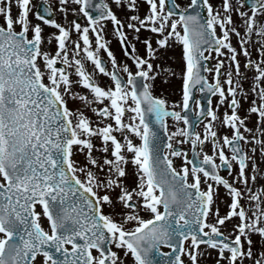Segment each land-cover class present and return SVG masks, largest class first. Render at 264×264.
<instances>
[{"label":"snow or ice","instance_id":"1","mask_svg":"<svg viewBox=\"0 0 264 264\" xmlns=\"http://www.w3.org/2000/svg\"><path fill=\"white\" fill-rule=\"evenodd\" d=\"M0 264H264V0H0Z\"/></svg>","mask_w":264,"mask_h":264},{"label":"flooded vegetation","instance_id":"2","mask_svg":"<svg viewBox=\"0 0 264 264\" xmlns=\"http://www.w3.org/2000/svg\"><path fill=\"white\" fill-rule=\"evenodd\" d=\"M113 47H116L115 45V42H113ZM176 55L178 56L179 55V50L176 49ZM177 82L176 84L173 83L172 85H170V87H165L163 86V84H160V82L158 81V89L157 91H160L161 89L166 93V94H169L170 96H172L173 98H177V88H178V85H179V79L178 78H175ZM215 99V98H213ZM221 210L223 211V205H221ZM166 250V249H165Z\"/></svg>","mask_w":264,"mask_h":264},{"label":"rangeland","instance_id":"3","mask_svg":"<svg viewBox=\"0 0 264 264\" xmlns=\"http://www.w3.org/2000/svg\"><path fill=\"white\" fill-rule=\"evenodd\" d=\"M176 51V50H175ZM176 81V79H173L170 83H168V84H163V86H164V88L165 87H170V85H172L173 83H177V82H175Z\"/></svg>","mask_w":264,"mask_h":264}]
</instances>
